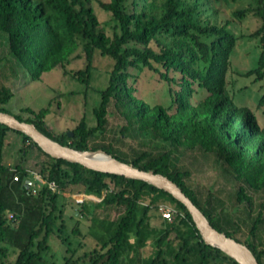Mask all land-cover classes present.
<instances>
[{
  "label": "trees",
  "instance_id": "16d2710c",
  "mask_svg": "<svg viewBox=\"0 0 264 264\" xmlns=\"http://www.w3.org/2000/svg\"><path fill=\"white\" fill-rule=\"evenodd\" d=\"M92 1L0 0V32L7 35L10 53L33 80H40L55 69H65L81 41L85 42L87 67L72 76L82 84H89L97 52L114 61L108 86L100 91L101 102L94 110L97 126L88 127L82 120L70 137L68 132L56 134L49 127V110L35 112L27 108L24 112L29 117L15 116L34 123L42 133L62 145L77 150L102 149L139 169L169 177L214 228L248 246L259 263L264 264V249H259L250 238L257 235L263 221L262 212L254 220L251 212L253 194L264 191V127L250 108L234 102L227 89L230 57L238 42V37L229 30L232 21L217 22V10L211 0L99 1L120 27V31L109 37L90 5ZM247 15L261 21V26L251 35L260 40L261 53L257 67L245 76L260 81L264 79V0H249L246 8L233 13L239 20ZM131 69H148L158 75L169 87V101L152 106L137 97L135 86L129 83ZM201 90L206 96L196 101ZM12 98L10 89L0 88V111L10 113L3 106ZM111 110L124 121L122 135L134 128L167 145L157 151L141 145V149L133 150L130 159L118 154L112 145L90 147L91 140L105 135ZM9 131L14 130L0 124V264H40L46 260L59 219V191L71 192L75 187H83L86 194L105 195V203L119 208L121 217L100 250L85 253L76 261L65 258V264H121L125 252L142 247L152 238L168 248L175 247L174 259L181 264H239L204 242L187 208L169 193L143 181L54 159L30 137L14 131L22 136L25 147L37 149L49 159L40 175L47 182H54L56 191L41 184L37 194H33L32 177L23 167L17 166V171L11 172L3 165V148ZM195 150L209 155L220 175L235 186L236 202L245 206L251 220L246 240L236 237L238 223L223 201L211 192L205 195L194 188L188 182L190 171L173 162L176 155ZM147 195L151 201L145 205L143 199ZM159 198H167L176 210L172 214L173 223H167V228L158 235L150 225V210L152 204L158 209L155 202ZM22 212L26 213L22 222L29 229L22 242L12 245L16 257L10 260V249L5 245L13 237L14 223L21 219L17 213ZM177 226L185 230H178L175 243L169 240V235ZM131 236L135 237L134 243ZM166 253L161 248L148 264H167Z\"/></svg>",
  "mask_w": 264,
  "mask_h": 264
},
{
  "label": "rangeland",
  "instance_id": "374dc122",
  "mask_svg": "<svg viewBox=\"0 0 264 264\" xmlns=\"http://www.w3.org/2000/svg\"><path fill=\"white\" fill-rule=\"evenodd\" d=\"M99 1L109 2L110 0H94L90 5L104 33L112 37L115 31H120V27L112 14L101 8ZM211 1L217 10V22L224 23L226 20H231L229 30L238 37V42L230 57L226 76L227 89L234 102L238 106L250 108L259 124L264 127V102H261L264 96V79L255 81L254 76H245L248 71L257 67L261 44L258 38L251 37V35L261 26V21L253 15H247L241 20L234 18L233 13L246 8L249 0ZM84 45L85 42L81 41L78 51L70 58L65 69H55L42 75L40 80H33L10 53L7 35L0 32V88L6 87L13 93V98L3 108L23 118L30 116L24 112L27 108L35 112L43 109L49 110L47 123L56 134L73 133L82 120L88 127L97 126L94 110L101 102L100 91L108 86L114 61L97 52L93 60L89 84H82L72 74H77L87 67ZM130 72L132 77L129 83L135 86L137 97L152 106L169 101V87L159 80L158 75L148 69H131ZM173 88L175 89L176 86L173 85ZM205 96L204 91H198L196 101ZM108 120L105 135L91 140L90 147L96 144L112 145L118 154L130 159L133 156V150L141 149V145L150 146L155 151L167 145L150 134L141 133L134 128H130L122 135L121 127L124 121L112 110L108 115ZM173 162L190 171L191 176L188 182L194 188L205 195L211 192L214 197L223 201V206L238 223L239 229L236 237L246 240L249 236L251 220L248 218L245 206L236 202L235 186L220 175L213 159L204 152L195 150L176 155ZM48 163L49 159L40 151L23 145L20 134L14 131L8 132L3 148V165L11 172L17 171L15 169L17 166L23 167L25 172L32 177L33 194H37L39 190L41 185L39 180L42 179L40 173ZM59 194L61 195L57 212L59 219L50 239L52 249L47 253L46 260L40 264H65V258L76 261L85 253L100 250L114 233L117 220L121 217L119 208L105 203V195L86 194L83 187H75L71 192L61 191ZM253 197L254 210L251 216L254 220L262 212L263 221L257 230V235L250 238L262 250L264 249V191L253 194ZM150 201L151 196L149 195L143 199L145 205ZM155 204L159 207L157 209L156 205H151L150 225L159 235L167 228V223H173V215L165 218L161 209L172 212L176 210V207L167 198H159ZM17 214L22 220L14 223L13 237H10L5 245L10 249V260L16 257V249L12 245L22 242L29 229L27 223L24 226L22 222L26 218V213ZM11 215L12 213H9V217ZM179 229L185 230L177 226L170 233L169 240L178 242L176 236ZM130 241L134 243L135 237L131 236ZM161 248L167 252L165 256L167 264H181L174 259L175 247L168 248L165 243L159 244L156 238L150 239L142 247L129 249L122 255L121 264H148L157 256ZM68 249L70 252L67 251Z\"/></svg>",
  "mask_w": 264,
  "mask_h": 264
},
{
  "label": "water",
  "instance_id": "95a60500",
  "mask_svg": "<svg viewBox=\"0 0 264 264\" xmlns=\"http://www.w3.org/2000/svg\"><path fill=\"white\" fill-rule=\"evenodd\" d=\"M0 124L30 137L46 154L54 159L77 163L87 169L101 173L143 181L169 193L187 208L207 245L220 249L239 264H260L248 246L214 228L201 209L169 177L154 171L139 169L132 164L115 158L102 149L96 151L91 149L77 150L62 145L42 133L34 123L21 121L12 113L0 111ZM68 135L72 137L74 133L69 132Z\"/></svg>",
  "mask_w": 264,
  "mask_h": 264
},
{
  "label": "built area",
  "instance_id": "2783aa9c",
  "mask_svg": "<svg viewBox=\"0 0 264 264\" xmlns=\"http://www.w3.org/2000/svg\"><path fill=\"white\" fill-rule=\"evenodd\" d=\"M42 178V177H41ZM40 178V179H41ZM18 178L17 177H14V180H17ZM42 180V181H41ZM41 180H39L40 182H41V184H45V185H47L49 188H51V189H53L54 191H56V185H55V183L54 182H47L46 180H43V178L41 179ZM59 193H61V191H59ZM83 200H81V202H82ZM83 203V202H82ZM162 211H163V216L165 217V218H170L171 217V215L173 214V212L174 211H172V212H168V211H165V209L164 208H162L161 209ZM13 216L11 215L10 216V218H12Z\"/></svg>",
  "mask_w": 264,
  "mask_h": 264
}]
</instances>
